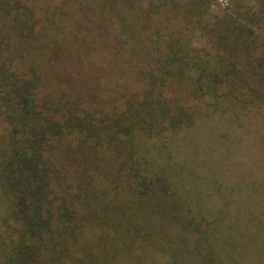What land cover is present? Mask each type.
Here are the masks:
<instances>
[{
  "label": "trees",
  "instance_id": "obj_1",
  "mask_svg": "<svg viewBox=\"0 0 264 264\" xmlns=\"http://www.w3.org/2000/svg\"><path fill=\"white\" fill-rule=\"evenodd\" d=\"M215 4L0 0V264H264L214 164L264 136V0Z\"/></svg>",
  "mask_w": 264,
  "mask_h": 264
},
{
  "label": "rangeland",
  "instance_id": "obj_2",
  "mask_svg": "<svg viewBox=\"0 0 264 264\" xmlns=\"http://www.w3.org/2000/svg\"><path fill=\"white\" fill-rule=\"evenodd\" d=\"M215 1V7L217 5L223 9L230 8V0ZM194 43L205 45L206 40L196 37ZM257 138L254 136L248 139L246 148L239 155L232 159L217 160L214 164L217 174L224 177L225 183L237 188L231 198L241 205L242 212L264 221V136ZM182 158L183 155L178 160L182 161ZM259 263L258 259L253 262Z\"/></svg>",
  "mask_w": 264,
  "mask_h": 264
}]
</instances>
